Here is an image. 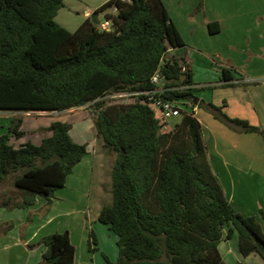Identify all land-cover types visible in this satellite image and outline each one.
<instances>
[{
    "label": "trees",
    "instance_id": "trees-1",
    "mask_svg": "<svg viewBox=\"0 0 264 264\" xmlns=\"http://www.w3.org/2000/svg\"><path fill=\"white\" fill-rule=\"evenodd\" d=\"M63 7L64 0H0V112L95 107L97 138L116 154L113 201L98 216L118 238L119 258L111 262L104 255L107 263L226 264L219 245L233 237L242 257L257 254L264 260V229L255 216L234 211L226 198L194 111L181 112V120L165 131L146 96H140L145 103L104 101L119 92L163 90L164 99L199 107L231 130L257 133L264 140V129L229 117L225 104L196 97L192 72L168 56L185 42L163 0H110L95 11L109 23L107 28L88 17L75 32L56 21ZM208 28L211 34L221 30L219 23ZM157 72L164 76L161 86L152 83ZM234 80L229 69L222 70L224 86ZM23 123V117L13 116L0 134V183L12 176L17 189L0 197V207L10 210L30 208L38 197L51 206L56 191L87 155V146L73 141L71 125L61 121L51 124L52 136L40 145L16 148L11 139L26 135ZM13 227L0 226V232ZM41 243L46 251L40 264L75 263L77 249L69 231ZM97 245L91 231L89 251H98Z\"/></svg>",
    "mask_w": 264,
    "mask_h": 264
},
{
    "label": "crops",
    "instance_id": "crops-1",
    "mask_svg": "<svg viewBox=\"0 0 264 264\" xmlns=\"http://www.w3.org/2000/svg\"><path fill=\"white\" fill-rule=\"evenodd\" d=\"M163 2L185 42L183 48L170 49L168 56L180 59L192 72L193 81L197 83L196 97L220 107L225 104L224 112L229 117L247 120L251 125L264 129V45L259 47L262 53H253L250 37L254 28L259 32V41L264 42V22H258L255 24L257 28L254 27L245 8L246 0H163ZM89 14L91 11L87 10L86 15ZM209 23H219L220 32L211 34ZM248 51L252 55L250 59L247 56ZM223 69L232 72L235 79L232 86H224V83L220 82ZM82 108L62 112L64 116H60L62 113H26L25 118L40 119L54 116L57 119L47 121L42 126L36 122L27 126L24 121L22 127L26 133L24 137L33 139L12 138L11 144L18 148L36 140L37 143L33 144L40 145L45 138L52 136L48 130L52 123L62 117V122L71 125L73 122L70 120L80 113L78 111ZM189 111H194L203 127V137L212 170L219 178L234 211L243 216H255L264 229L261 214L264 213L263 138L257 133H239L231 130L199 107L195 109L189 107ZM65 119L70 120L67 122ZM8 120L2 128H7ZM91 122L94 129L93 145L92 147L87 145V155L68 176L65 187L56 191L51 206H47L44 198L38 197L36 204L27 209L10 210L0 207V226L7 227L9 224L14 226L6 234L0 232V264H40L46 251V246L41 243L42 239L65 231L70 232L71 242L77 249L74 264H103L100 254H107L111 261L117 262L118 238L108 226L98 221L105 202L111 204L110 173L116 154H106L109 149L97 138L93 120ZM31 134L33 136H30ZM109 161L111 166L108 165ZM106 164L109 177L105 180ZM96 170L99 175L103 172L98 186L94 184ZM106 187L109 190L107 200L104 196ZM94 190L97 201L100 198L101 202L97 207L98 213L90 218L89 204ZM0 191V197L6 195L4 183H0ZM91 231L96 235L99 251L93 253L90 260L86 261L84 248L88 249ZM109 239L113 240L115 249L109 247ZM30 245L35 247L30 248ZM219 251L226 264L238 262L264 264V260L257 254L242 257L236 237L221 242Z\"/></svg>",
    "mask_w": 264,
    "mask_h": 264
},
{
    "label": "rangeland",
    "instance_id": "rangeland-1",
    "mask_svg": "<svg viewBox=\"0 0 264 264\" xmlns=\"http://www.w3.org/2000/svg\"><path fill=\"white\" fill-rule=\"evenodd\" d=\"M110 0H64V7L58 12V15L56 17V21L58 24H60L61 26H63L64 28H66L67 30H69L70 32H75L81 25L84 24V22L87 20V18L94 13L97 9H99L101 6H103L105 3H107ZM245 8L247 9V11L250 14L252 23L255 26L256 23L258 22H264L263 21V17H264V0H246V5ZM90 10L91 14L86 15V11ZM105 23V18L104 16L101 14L100 16V25L99 27H101L102 24ZM257 28V27H256ZM259 32L257 30H255L253 28V30L251 31L250 37L252 39V44H251V49L253 53H257L260 54L263 51L260 50V48L264 45V42H260L259 41ZM259 43H261L259 45ZM260 47V48H259ZM264 47V46H263ZM259 48V49H258ZM258 49V50H257ZM247 56L250 59L252 57V55L249 53V51L247 52ZM248 63H251V60L248 61ZM197 83L194 82V86H196ZM196 89V87H195ZM198 93V92H197ZM104 101L106 102L107 105L109 104H119V99L117 98H111V97H107L104 99ZM122 102V101H121ZM181 107V112L183 111H189V107L190 104L189 103H180L179 104ZM155 110L157 112V116L162 119V113L161 111L155 107ZM80 113L74 115L72 117V119H65V121H72L73 124H71V131H70V135L73 139L74 142L81 144V145H91L89 147H92L93 145V139H94V129L92 128V120L94 122L95 116H96V110L95 107L92 105H88L83 107L80 111H78ZM65 114H60V116H64ZM67 115V114H66ZM13 116H21L24 118V121H26L25 123L27 124V126H30L31 123L36 122V124L39 125H44L47 121L51 122V120L53 119H57L56 117H43V118H36V117H29V118H25L26 117V113H14V112H0V134H4L7 130V128L9 127L10 123H11V119L8 120V118H13ZM35 116V115H33ZM90 117L92 120H90ZM6 118V119H5ZM181 116H178L177 118L174 119H170L168 121V128L165 129L166 130H171L174 125L179 122L181 120ZM62 117L58 118L59 121H61ZM6 120V121H3ZM7 120L9 121V124H7V128H2V125L5 124V122H7ZM62 122V121H61ZM90 126V127H89ZM92 128V129H91ZM38 134H40L39 132H37ZM30 136H33V134H31ZM26 139H33L30 137H24ZM23 139V138H22ZM36 139V138H35ZM33 143H37V141L35 140V142ZM39 143V142H38ZM105 146V145H104ZM88 147V146H87ZM106 147V146H105ZM107 148V147H106ZM108 149V148H107ZM108 153H113L110 149L108 150V152H106V154ZM116 156V155H115ZM111 164V161H109V166ZM99 166V164H98ZM107 164H106V169L104 171V175H105V180L108 179V175L109 173L107 172ZM97 169L99 170L100 168L97 167ZM113 169V168H111ZM98 171L96 170L95 172V177H94V184L95 186L99 185V181H100V177L103 176V172L97 173ZM108 173V174H107ZM112 173V170H111ZM111 173H110V180L112 182V178H111ZM107 186V181H106V185ZM4 189L7 193H17V189L15 188L14 184H13V177L10 176L8 177L5 182H4ZM1 192V191H0ZM109 190L108 187L105 188L104 191V196H105V200H107V198H109L108 196ZM95 194V196H94ZM72 195H74V193H72ZM113 198H112V194H111V204H112ZM100 198H98L97 201V197H96V191H93V195L89 204V215L90 218L91 217H95V215L98 213L99 208L98 204L100 203ZM108 206L110 204H107V202H105L104 206ZM103 206V207H104ZM108 244L109 247H113L114 249L116 248V245L113 244V240L109 239L108 240ZM106 249L107 246H105ZM99 251V250H98ZM83 253V252H82ZM84 253L86 254V261H89L90 258L92 257L93 253H91L89 251V248L87 249L84 248ZM104 255L107 256V254H100L101 258L103 259V264L104 262L106 263V259L104 257ZM108 257V256H107ZM109 258V257H108ZM113 262V261H111Z\"/></svg>",
    "mask_w": 264,
    "mask_h": 264
},
{
    "label": "built area",
    "instance_id": "built-area-1",
    "mask_svg": "<svg viewBox=\"0 0 264 264\" xmlns=\"http://www.w3.org/2000/svg\"><path fill=\"white\" fill-rule=\"evenodd\" d=\"M108 26H109L108 22L102 24L103 29L107 28ZM163 81H164V76H162L158 72L152 77V83L155 85L161 86ZM162 93L163 90H159L156 92H119L109 95L107 97L119 99V105L136 103L137 101H142L145 103V100H140V96L148 97V101L150 102L149 104L152 107L154 108L156 107L161 111L163 117L162 121L164 124H166L164 126V130H165L168 128V121L170 119H174L177 118L178 116H181V107L179 104L184 102L164 99L161 97Z\"/></svg>",
    "mask_w": 264,
    "mask_h": 264
},
{
    "label": "water",
    "instance_id": "water-1",
    "mask_svg": "<svg viewBox=\"0 0 264 264\" xmlns=\"http://www.w3.org/2000/svg\"><path fill=\"white\" fill-rule=\"evenodd\" d=\"M89 17L94 25H100V14L98 12L92 13Z\"/></svg>",
    "mask_w": 264,
    "mask_h": 264
}]
</instances>
